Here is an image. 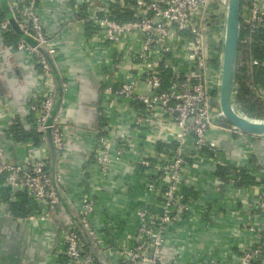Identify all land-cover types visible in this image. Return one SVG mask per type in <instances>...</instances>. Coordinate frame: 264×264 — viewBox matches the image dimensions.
Masks as SVG:
<instances>
[{
    "label": "built area",
    "instance_id": "obj_1",
    "mask_svg": "<svg viewBox=\"0 0 264 264\" xmlns=\"http://www.w3.org/2000/svg\"><path fill=\"white\" fill-rule=\"evenodd\" d=\"M44 1L5 0L19 29L33 41L19 38L15 50L26 53L39 66V81L35 84L39 88L38 98L34 93L26 97L24 108L34 115L33 130L40 135V148L45 147V152L36 156L38 147L33 139L28 146L24 142L29 160L18 162L5 149L6 131H0V188L9 197L5 216L13 215L12 203L24 194L36 206L24 219L53 222L59 228L47 264H101L91 247L98 239L94 220L100 201L88 175L94 167L105 178L114 166L124 164L143 180L149 198L135 210L138 224L132 242L126 244L119 239L118 245L112 247L118 257L116 264H163L172 227L192 214L193 199L185 195L186 169L204 157L213 174L218 167H226L232 173L225 177L230 182L235 178L233 170L250 171L262 188L250 202L252 213L245 226L251 234L250 243L238 248L233 258H196L187 264H264V163L255 149L257 140L264 139V135L248 134L224 124L219 106L226 0H71L77 8L75 14L82 15L80 36L84 54L99 56L98 46L105 52L100 54V66L111 72H105L99 85L102 104L98 116L102 122L94 130L95 146L88 153L94 162H86L81 175L87 184H79L76 197L67 198L77 218L65 217L62 222L55 219L64 202L52 177L46 133L51 130L59 159L69 146L61 105L71 81L60 72L59 49L40 14ZM126 10L133 11V17L118 19L116 12ZM240 17V32L243 28L248 32L244 42L251 43L252 35L264 29V0H242ZM0 30L5 35H17L8 18L0 23ZM42 49L58 72L63 90L61 105L53 117L58 97L56 79ZM248 65L264 69V62L256 56L251 57ZM253 88L255 95L264 100V86L256 84ZM103 102L111 111H117L120 103L126 105L131 128L118 125ZM4 104L0 91V105ZM243 115L250 118L244 112ZM8 123L13 134V127L19 125L17 111L10 113ZM214 132L244 141L243 167L230 162ZM149 137L155 147L152 153L150 150L130 158L128 154L135 149L136 139ZM56 173L61 186L62 174L58 169ZM216 182L225 184L222 177L216 176ZM253 215L256 221L251 219Z\"/></svg>",
    "mask_w": 264,
    "mask_h": 264
},
{
    "label": "crops",
    "instance_id": "obj_2",
    "mask_svg": "<svg viewBox=\"0 0 264 264\" xmlns=\"http://www.w3.org/2000/svg\"><path fill=\"white\" fill-rule=\"evenodd\" d=\"M0 8L3 10L1 0ZM76 9L71 0H45L40 9L48 32L59 49L57 60L60 72L71 81L70 88L64 93L62 105V97H59L57 90L58 97L52 110L53 115L56 107L58 110L61 105L62 122L68 129V152L57 161V169L62 174L61 193L65 197L55 215V219L60 222L65 217L77 218L67 198L76 197L79 184L86 183L81 176L85 163L94 162L93 157L88 158V153L95 146L94 130L102 122L98 116L102 98L99 85L106 76L105 72H111L103 69L99 63L104 50L97 46V57L84 54L80 36L82 15L80 12L75 14ZM17 41H12L9 35L0 30V91L5 99L4 106L0 105V131H6L4 146L7 153L21 162L29 160L25 143L28 146L30 139L18 140L16 133L12 134V130L9 132V115L17 111L18 123L23 131L35 133V117L25 110L24 103L26 97L33 93L38 98L39 88L35 84L39 81V66L29 55L15 50ZM54 75L57 81L58 72ZM103 105L109 109L110 115L113 112L118 125L122 127L127 124L130 127V113L126 105L120 103L117 111H111L106 102ZM213 135L219 139L221 147L225 143L229 148L228 151L223 150L230 162L243 167L244 141L222 132H214ZM151 138H139L141 141L136 139L138 143L128 156L135 158L150 150L149 153H152L155 147ZM35 147H38L36 156L45 152V147L40 148L36 144ZM255 149L264 163V139L257 140ZM209 165L207 158L200 157L186 169L185 195L193 199L192 214L172 227V235L164 249L163 264H187L192 259L212 256L230 259L236 255L238 248L250 243L251 234H248L245 226L252 213L250 202L262 188L259 180L250 171L247 173L235 169L232 171L234 180L228 182L225 177L232 174L228 168L218 167L213 174ZM91 169V175H88L91 188L100 201L94 220L98 239L91 243V247L101 264H116L118 257L112 247L118 245L119 239L126 244L132 242L138 224L135 210L149 198V194L143 180L127 165L114 166L112 173L105 178L94 167ZM216 176L222 177L225 184L217 183ZM8 199L7 191L0 188V264H47L59 228L53 222L29 221L14 214L6 217ZM251 219L256 221L254 215Z\"/></svg>",
    "mask_w": 264,
    "mask_h": 264
},
{
    "label": "water",
    "instance_id": "obj_3",
    "mask_svg": "<svg viewBox=\"0 0 264 264\" xmlns=\"http://www.w3.org/2000/svg\"><path fill=\"white\" fill-rule=\"evenodd\" d=\"M2 1V6L4 11L7 14L11 26L17 35L21 38L29 40L31 43L32 40L19 29L15 19L8 10L7 3L5 0ZM241 3L242 0H226V18H225V31L222 44V57L219 65V89H218V99L219 106L223 114V118L228 121L232 126L240 129L241 131L248 134L255 135H264V121H255L253 119L247 118L243 115L238 100H237V75H238V66H239V51H240V39H241ZM43 50V49H42ZM48 60L51 62L53 72L56 74V69L52 64L51 59L47 56L45 50H43ZM57 90L59 92V97L63 95V90L61 86V81L57 78L56 81ZM61 100V99H60ZM60 101L58 102L59 105ZM57 105V106H58ZM57 112V107L53 112L52 117ZM52 118L50 119V122ZM47 139L48 146L51 152V168H52V177L54 184L58 190V193L62 199L65 201L61 193V188L57 182V161H58V152L55 149L51 138V130H47ZM224 150L228 151L227 145L222 143ZM84 235L87 237L86 233Z\"/></svg>",
    "mask_w": 264,
    "mask_h": 264
},
{
    "label": "trees",
    "instance_id": "obj_4",
    "mask_svg": "<svg viewBox=\"0 0 264 264\" xmlns=\"http://www.w3.org/2000/svg\"><path fill=\"white\" fill-rule=\"evenodd\" d=\"M118 19L126 20L133 17V11L124 13L116 12ZM7 19V14L0 8V22ZM247 30L242 29L240 51H239V66L237 75V100L241 110L246 113L250 118L255 120H264V100L255 95L254 85L261 84L264 86V69L260 67H249V61L252 56H256L264 62V29L260 30L251 37V43L244 42L247 36ZM12 41H17L19 36L14 34L9 36ZM226 125L231 124L223 119ZM14 133L18 140L33 139L36 145H40L39 134L26 133L20 125L13 127ZM230 170V169H229ZM36 206L33 201L29 200L24 194L19 195V201L11 205L12 213L18 218H24L31 210H35Z\"/></svg>",
    "mask_w": 264,
    "mask_h": 264
}]
</instances>
